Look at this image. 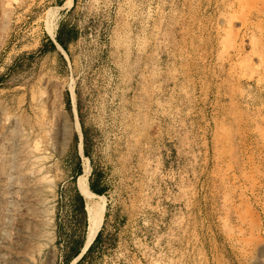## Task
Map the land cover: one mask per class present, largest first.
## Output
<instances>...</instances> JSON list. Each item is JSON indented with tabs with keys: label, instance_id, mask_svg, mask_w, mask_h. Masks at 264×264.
Instances as JSON below:
<instances>
[{
	"label": "rangeland",
	"instance_id": "rangeland-1",
	"mask_svg": "<svg viewBox=\"0 0 264 264\" xmlns=\"http://www.w3.org/2000/svg\"><path fill=\"white\" fill-rule=\"evenodd\" d=\"M83 239L70 264H264V0H0V264Z\"/></svg>",
	"mask_w": 264,
	"mask_h": 264
},
{
	"label": "trees",
	"instance_id": "trees-1",
	"mask_svg": "<svg viewBox=\"0 0 264 264\" xmlns=\"http://www.w3.org/2000/svg\"><path fill=\"white\" fill-rule=\"evenodd\" d=\"M58 40L63 46L65 45V43H64V41H63V39H62V37L60 35H58ZM84 153L87 156L86 158H88V157L91 158V155H90V153H89V151H88L86 146L84 147ZM80 166H81V163H80ZM81 172H82V170L79 169L78 172L76 173V177H75L76 181H77L78 176L81 174ZM100 184H101L100 183V179H98L97 181H95L94 179L89 181V185H90V188H91L93 193L95 192V193L100 194V195H105L106 194V190L104 188H101ZM76 194L81 199L82 209H83L84 213L86 214L85 200H84L83 196L81 195V193H80L78 188L76 190ZM87 226H88V222H86V228H87ZM99 236H100V233L97 235L96 240L99 238ZM84 244H85V240L83 239L80 242V246L74 251L72 256L67 259L65 264H70L77 256H79V254L81 253V251H82V249L84 247ZM91 249H92V247H90L88 251H90Z\"/></svg>",
	"mask_w": 264,
	"mask_h": 264
},
{
	"label": "bare ground",
	"instance_id": "bare-ground-1",
	"mask_svg": "<svg viewBox=\"0 0 264 264\" xmlns=\"http://www.w3.org/2000/svg\"><path fill=\"white\" fill-rule=\"evenodd\" d=\"M55 27V26H54ZM56 28V27H55ZM55 32V31H54ZM56 34V33H55ZM81 146H82V144H81ZM81 149V148H80ZM82 150H83V147H82ZM8 167V166H7ZM89 203H91V201H89ZM89 207H90V210H91V204H89ZM87 208V207H86ZM87 211V210H86ZM92 213V212H91ZM87 214H88V211H87ZM93 215V214H92ZM88 216V215H87ZM88 224H89V217H88ZM89 228V225L87 226V229ZM85 245V244H84ZM84 248V247H83ZM83 250V249H82ZM80 255V254H79ZM79 257H81V255L80 256H77V258H79Z\"/></svg>",
	"mask_w": 264,
	"mask_h": 264
},
{
	"label": "water",
	"instance_id": "water-1",
	"mask_svg": "<svg viewBox=\"0 0 264 264\" xmlns=\"http://www.w3.org/2000/svg\"><path fill=\"white\" fill-rule=\"evenodd\" d=\"M81 195H82V194H81ZM85 209L87 210V208H85ZM83 249H84V248H83ZM83 254H84V253H83V250H82L81 253H80L81 257L83 256ZM80 255H79V256H80ZM81 257H80V258H81Z\"/></svg>",
	"mask_w": 264,
	"mask_h": 264
},
{
	"label": "crops",
	"instance_id": "crops-1",
	"mask_svg": "<svg viewBox=\"0 0 264 264\" xmlns=\"http://www.w3.org/2000/svg\"><path fill=\"white\" fill-rule=\"evenodd\" d=\"M94 178H91V180H93ZM100 187H101V184H100ZM102 188V187H101ZM95 193V192H94ZM95 194H97V193H95ZM97 195H99V196H102V195H100V194H97Z\"/></svg>",
	"mask_w": 264,
	"mask_h": 264
}]
</instances>
